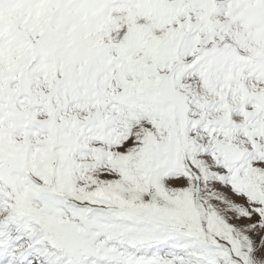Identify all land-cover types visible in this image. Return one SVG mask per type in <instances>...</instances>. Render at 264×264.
Wrapping results in <instances>:
<instances>
[{
	"label": "snow or ice",
	"instance_id": "obj_1",
	"mask_svg": "<svg viewBox=\"0 0 264 264\" xmlns=\"http://www.w3.org/2000/svg\"><path fill=\"white\" fill-rule=\"evenodd\" d=\"M0 264H264V0H0Z\"/></svg>",
	"mask_w": 264,
	"mask_h": 264
}]
</instances>
